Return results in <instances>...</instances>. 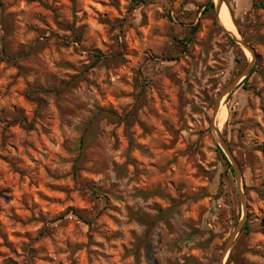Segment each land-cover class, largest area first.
<instances>
[{"label": "rangeland", "instance_id": "rangeland-1", "mask_svg": "<svg viewBox=\"0 0 264 264\" xmlns=\"http://www.w3.org/2000/svg\"><path fill=\"white\" fill-rule=\"evenodd\" d=\"M224 1L253 52L218 0H0V264H218L244 214L264 264V0Z\"/></svg>", "mask_w": 264, "mask_h": 264}, {"label": "water", "instance_id": "water-1", "mask_svg": "<svg viewBox=\"0 0 264 264\" xmlns=\"http://www.w3.org/2000/svg\"><path fill=\"white\" fill-rule=\"evenodd\" d=\"M223 3H225L224 0H218V2H217V4H216V9H217V13H218V14H219V10L221 9V6H222ZM218 14H217V15H218ZM217 19H218V17H217ZM218 22H219V20H218ZM219 23H220V22H219ZM220 25H221V26H222L227 32H229V34L231 35V37H232V39H233L234 41L238 42L239 44H241L242 46L248 48L251 52H253V47H252L247 41H245L244 39H242L241 37H239L237 34H236V35H235V34H232V33H231L229 30H227V29H226L221 23H220ZM251 66H252V62L249 63V65H248V67L246 68L245 71L247 72V71L250 69ZM235 84H237V83H236V80H234V81L228 86L226 92H229V91L235 86ZM219 102H220V100H219ZM219 102H217V106H216L215 109H214L212 123H213V121H214V119H215V117L217 116V113H218V111H219V107H220V103H219ZM221 143H222V145H223L225 151L227 152V154H228V155L230 156V158L232 159V161H233V167H234V169H235V171H236V174L238 175V178H239V177H240V171H239V168H238L237 163L234 161V158H233V156H232V154H231V152H230L228 146L226 145L225 141L221 139ZM241 198L243 199V194H241ZM245 219H246V214L243 215V218H242L241 221L239 222V224H238V226H237L235 232L231 235V237H230V239H229V241H228V243H227V245H226V247H225V249H224V251H223V253H222V255H221V260L219 261L218 264H223V260H224V258H225V255L227 254V250H228V248L231 246V244H232V242H233V240H234V238H235L236 233L239 232V231L241 230V228L243 227V224H244Z\"/></svg>", "mask_w": 264, "mask_h": 264}, {"label": "bare ground", "instance_id": "bare-ground-1", "mask_svg": "<svg viewBox=\"0 0 264 264\" xmlns=\"http://www.w3.org/2000/svg\"><path fill=\"white\" fill-rule=\"evenodd\" d=\"M218 14V13H217ZM219 22L227 29L229 30L232 34H237V30L232 22V20L230 19L226 8L222 5L221 9L219 10V14L217 15ZM238 35V34H237ZM223 104H221L219 111L217 113L216 116V123L217 125H219L218 123V115H219V119L221 121L225 120V117L227 115V109L225 106H222Z\"/></svg>", "mask_w": 264, "mask_h": 264}, {"label": "trees", "instance_id": "trees-1", "mask_svg": "<svg viewBox=\"0 0 264 264\" xmlns=\"http://www.w3.org/2000/svg\"><path fill=\"white\" fill-rule=\"evenodd\" d=\"M132 1H133V4H139L141 2H145L146 0H132Z\"/></svg>", "mask_w": 264, "mask_h": 264}]
</instances>
